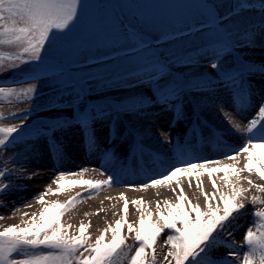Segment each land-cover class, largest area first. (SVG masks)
<instances>
[{
  "label": "snow or ice",
  "instance_id": "6c2138e0",
  "mask_svg": "<svg viewBox=\"0 0 264 264\" xmlns=\"http://www.w3.org/2000/svg\"><path fill=\"white\" fill-rule=\"evenodd\" d=\"M81 7L82 0H0V45H16L20 48L18 54L7 57L10 61L8 65L4 63V54L0 53V69H16L22 65L42 63L53 37L56 34H66L71 29L78 21ZM244 11L253 9L242 0H234L229 12L225 13V18L231 20L234 13L238 16ZM218 19L209 8L207 16L198 22L202 30L209 28L211 22V33L215 35L210 37L208 42L219 41L220 47H213L211 51L193 49L196 55L186 52L180 56L186 67L196 68L206 64L211 69L209 75L213 79L208 83L216 85L219 91L227 94L238 115L244 114L254 97H260L255 114L247 120L243 128L239 123L232 122L233 131L243 135L245 140L240 147L224 153V158L232 163L224 164L220 158L186 159V151H180L163 172L150 168L153 175L147 177L144 182L139 185L128 184L138 190L157 186L170 187L176 195L175 201L157 200L153 210L142 198L134 200L132 203L139 213L138 220L129 221V201L121 196L124 201L121 219L104 228L94 241L88 232L89 225L81 222L77 230L72 224L63 222L66 213L78 203L79 194L66 203L58 200L48 201L45 198L50 194L62 192L65 183L87 185L91 191H99L104 186L110 187L123 181L113 174H108L106 180L84 179L87 168L77 172L60 171L46 190L39 194L38 202L42 208L38 213H24L23 216L27 218H22L19 224L0 227V264H264V183H256L251 178L255 174L264 180V62L254 63L238 55L242 49H252L258 45L264 47V20H261L258 29L255 26L245 27L235 36H231L219 29ZM225 49H231L229 55L240 61L238 68L225 66L222 55ZM134 72L135 70L112 73L97 81L102 87L114 91L144 86L143 77L135 75ZM201 77L207 78L204 73H201ZM255 77H260V81H256ZM28 80L39 81L40 78L31 77ZM26 82L23 78L13 80L15 84ZM4 83V80H0V84ZM152 84L158 86L164 97L176 92L166 91L165 86L155 79V74H152V79L148 82L149 86ZM37 92L36 83H29L26 88L0 86V101L14 96L31 98V94ZM53 92L49 100L50 106L60 102L57 95L62 97L59 91ZM181 94L182 92L174 100L165 99L163 105H171L169 110L177 113V106L180 111ZM157 101L155 94L151 98L128 96L115 100L100 110H86L78 117L75 115L74 124L67 121L47 124L42 126L48 129L46 132L42 128L29 126L27 131L47 138L48 148L54 160L63 157V150L52 133L73 126L80 129L85 150H99L96 124L105 121L108 123L106 139L109 144L117 138L124 139L125 133L131 138V143L142 144L144 133L136 129L121 131L118 126L119 117L134 114L145 118L149 115L146 109L158 104ZM222 106L223 101L217 105L218 108ZM34 110L35 108H32L22 116L14 114L12 118L24 120ZM25 131L22 125H0V151L9 150L11 145L10 150L15 152V142ZM137 137L141 139L137 141ZM29 143L31 147L23 155L16 152L11 159V163L18 165L17 168L4 170L6 166L3 159H0V199L10 189L16 190L12 182L23 178L28 160L38 155L36 144ZM169 143L174 141L169 140ZM124 155L127 157L128 153ZM241 156L245 157L243 167L238 166V158ZM133 159L135 161L136 157ZM244 172L249 175L243 176ZM204 173H207L211 180V193L204 190L201 179ZM217 173H224L218 178L221 181L219 184ZM178 174L187 176L189 187L193 183L192 177H195L196 187L204 197L203 207L187 196L183 183L176 179ZM70 177L76 179L70 180ZM51 184L58 187L54 190ZM250 192L260 195H251L253 208L249 212L244 201L249 199ZM246 212L252 219L243 236L245 250L232 237L237 228V221ZM4 218L0 215V220ZM166 231L168 234L164 246L167 251L161 255L157 249L160 237ZM129 239L134 243L129 244ZM218 247L225 248L222 256L214 254Z\"/></svg>",
  "mask_w": 264,
  "mask_h": 264
},
{
  "label": "rangeland",
  "instance_id": "374dc122",
  "mask_svg": "<svg viewBox=\"0 0 264 264\" xmlns=\"http://www.w3.org/2000/svg\"><path fill=\"white\" fill-rule=\"evenodd\" d=\"M233 2L234 0H82L78 21L66 34H56L53 37L42 63L22 65L16 69H0V80L5 81L0 86L26 88L29 83H36L38 86L37 94H31V98L14 96L0 101V125H22L26 131L18 137L20 138L33 135L27 131L29 126L42 128L47 124L65 121L74 124L75 115L78 117L86 110H100L115 100L123 99L108 95L112 89L102 87L97 81L112 73L135 70L134 74L142 76L147 80L145 82L151 81L154 73L162 79L159 83L165 86L166 91L176 90L174 94L164 97L158 86L153 85L135 94L146 98L155 94L158 97V104L147 108V113L155 108H171V105H163L164 100L176 99L180 89L187 90L194 85L203 88L217 87L208 83L213 78L208 77L211 69L206 64L183 72H176L175 68L183 60L180 55L186 52L196 55L193 49L211 51L213 47H220L219 41L208 42L215 35L211 33V22L209 28L203 30L198 22L207 16L209 8L219 18L217 26L227 35L235 36L245 27L259 28L261 20H264V10L257 9H264V0H242L243 3L250 4L253 11H244L238 16L234 13L233 19L229 20L225 18V13L229 12ZM231 51L225 49L222 54L223 62L226 67L236 69L240 61L229 55ZM19 52L20 48L16 45H0L5 65L10 64L7 59L9 55L14 56ZM238 55L254 63H260V58H264L245 53ZM201 73L207 78L201 77ZM31 77L40 80H28ZM21 78L27 82L13 83V80ZM53 91H59L62 97L75 94L76 99L67 110L53 113L48 110ZM60 97L57 95V98ZM183 97L180 96V108L185 104ZM32 108L35 110L26 119L12 118L14 114L22 116ZM103 123L108 130L107 121ZM42 130L48 131L47 128ZM78 133L80 129L73 126L64 131L56 130L52 136L61 139ZM166 232L161 237L166 238ZM161 237L158 248L164 246ZM128 243L133 244L134 241L129 239Z\"/></svg>",
  "mask_w": 264,
  "mask_h": 264
},
{
  "label": "bare ground",
  "instance_id": "6f19581e",
  "mask_svg": "<svg viewBox=\"0 0 264 264\" xmlns=\"http://www.w3.org/2000/svg\"><path fill=\"white\" fill-rule=\"evenodd\" d=\"M238 53L249 54L252 56H264V47L257 46L252 49H242ZM261 62H264V58H260ZM190 67H186L181 62L176 68V72H183ZM154 74V73H152ZM208 77L213 78L211 75ZM158 82L162 81L161 78L155 76ZM260 77H255L256 81H260ZM147 81V80H145ZM149 82V81H148ZM148 82L139 88L132 90L120 89L110 90L108 95L124 98L138 94L145 90V87H149ZM156 85V84H152ZM259 87V84H257ZM215 89V91H214ZM182 92L183 100L185 104L177 110V113L169 110L170 108H155L148 112V116L145 118H135L134 114H124L119 117L118 126L121 131L124 129H136L144 133L143 143H131V138L125 133L124 139L117 138L111 144L108 143L107 126L104 123L96 124V133L98 137L99 150L88 149L85 150L83 144V138L81 132L76 135H71L65 138L56 139L61 144L62 150L69 153H75L72 155L70 161L66 162L64 158L54 160L49 151L47 138L43 136L31 135L22 136L15 142L17 145L16 151L11 149L4 150L0 154V159H3L6 168H17L18 165L11 163L12 157L16 152L24 154L31 147L29 142L36 144L38 155L31 157L25 165L26 171L23 173V178L14 180L13 188L16 190H9L0 199V215L5 218L0 220L1 227L10 226L12 224H19L24 213H38L42 206L38 202L39 194L43 193L49 183H46L44 179L46 170L57 171H69L70 169H78L80 167V160L82 154H86V159L90 163L106 166L108 168H122L125 172L120 179L123 181L118 184V187H127L129 183L139 185L147 177L153 175V171L163 172L164 169L171 162L167 157L161 153L167 149L176 156L173 149L177 147L180 151H186V159H195L196 157H207L209 159L220 158L224 164L232 163L224 158L225 152H230L234 148L240 147L244 141L241 139V135L236 134L232 129V122L235 121L243 128L247 123V120L251 118L256 111V105L260 101L259 95L254 97L253 102L245 110L243 115H238L233 108L232 103L228 100L227 94L219 91L217 87L203 88L200 86H190L188 89H180L178 94ZM75 94L63 96L57 98L59 103L53 106H48V110H52L53 113H59L67 110L70 103L74 101ZM223 101V106L218 108ZM55 109V110H53ZM172 131L177 137L174 143H169L172 140L170 136L166 135V132ZM162 138V139H161ZM141 137H137L139 141ZM158 139L159 142H158ZM128 153L127 157L124 154ZM133 157H136L134 161ZM239 167H243L245 164V157L238 158ZM153 169L150 171L149 169ZM134 170L136 176L129 178L127 172ZM104 173V174H102ZM102 173H89L90 177H103L107 175L103 171ZM224 173H217V183H221L218 179ZM19 175V173H17ZM247 172L243 173V176H248ZM40 176V177H38ZM251 178L256 183H264V180L259 179L255 174ZM73 178H70L72 180ZM76 179V178H74ZM176 179L183 183L184 191L187 196L193 200V202H199L201 206H204V197L201 195L199 189L196 187L195 177H192V186L188 185V178L184 174H178ZM203 181L204 190L211 193L213 187L211 180L207 173H204L201 177ZM7 182V181H5ZM137 182V183H136ZM46 183V184H45ZM246 186V181L244 182ZM55 190L58 186L56 184L51 185ZM79 194L80 198L77 204L66 213L63 218L64 223H70L74 226V229L79 228L81 222L85 225H89L88 232L91 235L93 241L100 234V232L108 227L109 224H115V221L121 219L123 215L124 201L121 196H124L129 201L128 220L137 221L139 213L136 206L132 203L134 200L143 199L147 205H150L155 210L156 201H163L165 199L175 201L176 195L173 193L170 187L157 186L151 187L146 190H138L137 188H127L123 192L114 193L115 199L119 200L110 201L104 196H98L95 191L89 190L86 185H76L72 183H65L64 190L55 195H48L45 199L48 201H59L66 203L72 197H76ZM253 194L260 195L259 193L250 192L249 199L244 201L248 206L249 212L253 208L250 197ZM7 204V207L1 205ZM30 205V206H29ZM251 216L246 212L237 221V228L234 232L232 239L236 241L242 248L246 250V246L243 245V236L246 228L251 223ZM147 228V226H146ZM126 230V229H125ZM167 233V232H166ZM162 242L165 237H161ZM161 255L167 251L166 246H159L157 249ZM225 252V248H217L214 253L217 256H222Z\"/></svg>",
  "mask_w": 264,
  "mask_h": 264
}]
</instances>
